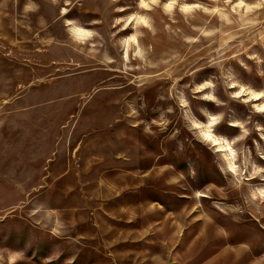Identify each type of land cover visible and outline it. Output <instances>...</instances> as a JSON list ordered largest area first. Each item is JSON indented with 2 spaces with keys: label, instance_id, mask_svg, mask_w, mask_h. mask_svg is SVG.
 <instances>
[{
  "label": "rangeland",
  "instance_id": "rangeland-1",
  "mask_svg": "<svg viewBox=\"0 0 264 264\" xmlns=\"http://www.w3.org/2000/svg\"><path fill=\"white\" fill-rule=\"evenodd\" d=\"M0 264H264V0H0Z\"/></svg>",
  "mask_w": 264,
  "mask_h": 264
}]
</instances>
